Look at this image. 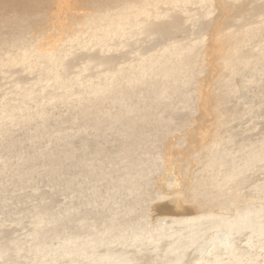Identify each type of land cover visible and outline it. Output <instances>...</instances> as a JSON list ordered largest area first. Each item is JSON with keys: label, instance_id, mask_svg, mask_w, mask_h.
I'll return each mask as SVG.
<instances>
[{"label": "rangeland", "instance_id": "rangeland-1", "mask_svg": "<svg viewBox=\"0 0 264 264\" xmlns=\"http://www.w3.org/2000/svg\"><path fill=\"white\" fill-rule=\"evenodd\" d=\"M189 1L178 2L176 5L159 2L153 8V11L163 16L153 20L147 19V23L149 21L153 24L159 23L158 27L169 26L173 19L176 24L164 36L158 38L157 34L149 35L143 32L148 25L143 24V29H140V26H135L131 29V34L109 40L108 42L112 46L109 49L93 45L91 38L88 37L93 32L89 26L96 17L105 14L104 10L94 11L95 13L80 11L76 14L70 11H62V14L61 11L52 10L37 12L31 16H17L10 12L7 14L0 12V19H2V23L0 22V111L8 109L10 105L22 103L24 105L20 94L23 90L32 87L33 98L25 105L27 112H37L40 108L45 112L44 118L32 119L31 123H27L28 125H13L7 120H3V122L0 120L1 243L15 238L21 240L24 246H28L29 236L33 230L32 215L39 209L63 212L70 207L78 206L77 212H74L72 217H65L68 220L67 228L64 230L66 235L75 227L77 219L91 216L94 208L88 205L89 208L80 209L81 206H79V203L85 199L93 197L91 191L85 189L88 183H91V177L87 176L89 166L100 162V160H103V166H106L109 158L114 162H119L122 150L128 141H134L132 142L133 147L129 146L132 152L129 155L135 158H149L150 162L147 165L151 168H148L145 184L140 187L142 189L140 196L136 199L133 196H127L128 199L122 201L128 205L134 204L135 214L143 212L147 217L146 221L151 225L157 223L156 221L161 217L169 221L173 217L195 215L206 211L224 212L229 215L234 208H241L244 205L253 203L254 205H264V160L253 162V165L250 163L248 168H244L234 180L228 182L229 184L226 183L224 191L228 198L221 197L219 204L213 206L207 205L208 198L204 201L209 189L201 185L207 173L210 172L203 171L202 166H199L203 165L209 158L208 155L210 156L215 151L213 146L210 148L212 150L209 149L215 140H219L220 147L228 153V160L224 166L226 171L230 170L231 164L235 163L234 166L237 164L240 166L243 163L242 158L250 149L248 147L255 145L256 140L259 139L257 141L259 144L264 141V0H208L201 3H196V0ZM107 13L113 14V11ZM89 14H91L90 17ZM139 18L143 19L144 15H140ZM84 20H86L85 24H83ZM155 28L157 27L155 26ZM50 44H53L57 56L62 58L66 64V68L60 67L57 71L62 77L70 80L69 92L72 95L68 99L69 102L54 99L52 103L46 104L44 107L45 103L42 102L43 97L39 95V89L45 83L36 82L37 78L41 76V69L38 68L37 63L11 65L6 61L9 58L18 60L26 50L27 54L33 57L36 53L34 50H44ZM165 46L178 50H182L181 47L183 49L184 47L193 48V52H197L191 54L194 60L191 67L176 74L179 81L184 84L183 86L177 85V90L174 94L169 93L171 98L167 101L156 103L150 96L153 91L151 85H142L134 89L126 87L124 97L135 106V111L138 113L134 114V111L133 114H128L129 117L135 118L136 115L144 113L140 110L142 103H146L148 108L146 114L148 113L147 115L151 117L149 121L148 119H146L147 121L145 119L138 120L137 124L134 120L133 129L129 128L127 131L135 138L132 136L133 138L130 137L131 140H129V136L125 138L121 132L117 135L120 124L113 127L107 117H102L99 122L97 120L95 126L92 125L91 121L94 119L92 115L95 114L92 111L95 108L92 109L85 101L78 100V103L74 96L81 90L78 89L79 85L88 81L97 84L103 80L101 76L109 75L113 71L122 70L125 73L130 66H135L143 55L159 56L158 54ZM230 46L234 51H237V54L247 55L250 58L252 63L247 69H239L241 66L237 63L228 66L224 64ZM166 53L168 54V52ZM104 57H110V60L112 58L111 66H98L97 62L99 63L100 59ZM49 80L46 84L48 91H52L54 94L61 93V90H57L53 86L56 81ZM111 88L107 92L113 99L101 103L98 108L114 113L117 107L111 105L116 101L115 97L118 95L116 89L112 88L111 90ZM19 90L21 91L18 92ZM147 94L152 99L149 98V103H147V98L143 99ZM138 98L144 102H141L142 100L138 102ZM183 100L186 102L183 103ZM166 104H169L170 107L165 108ZM84 107H87V111L83 109ZM84 125L87 129L80 133L79 129H82ZM91 125L93 128H90ZM138 131H146L148 134L150 131L151 134L137 138L135 134L137 135ZM79 133L82 135L80 136ZM84 139L87 141L83 142ZM259 144L255 145V149L259 148ZM251 149L254 148L251 147ZM8 154L14 155L11 161L4 166L5 168L1 167ZM31 154L35 155L30 156ZM239 154L244 155L241 157ZM17 155H22V158ZM70 156L73 157L70 158ZM51 157L53 158L51 159ZM233 157L237 158V162L234 160L233 163ZM76 158L77 160H75ZM152 159L155 161L152 162ZM63 161L65 162L63 163ZM254 164H256L255 169H253ZM121 165L116 166V169L119 167L116 172L118 175L122 173ZM195 167L200 168V171ZM256 167L260 169H256ZM154 169L156 170L154 171ZM29 171L33 172L29 179L24 177L25 175L18 178V173H29ZM198 171L199 173H197ZM200 175L203 176L200 177ZM103 182L105 183L104 180ZM103 182L99 181L94 185L96 184L97 189L103 190L105 185ZM77 183L84 190H82L83 194L79 195L76 192L79 188ZM214 190L216 189L214 188ZM200 191L203 198H201ZM228 193H232L234 197ZM123 195L125 194L123 193L121 196ZM254 195L255 197H253ZM124 197L126 198V195ZM242 203L244 205H241ZM140 205L141 207H138ZM179 208H189V210ZM89 209L91 211L87 212ZM80 214L81 216H79ZM57 226V232L63 230L62 226L59 224ZM243 234L238 236L237 244L244 247ZM208 247L209 243H205L202 249ZM195 255L196 253L193 254L194 257ZM193 256L189 253L185 264H189L188 260L194 259ZM140 257L139 264H147L150 259L156 260V256L147 251L141 253ZM30 260V256L21 254L15 259L12 257L6 258V260L0 259V264H31Z\"/></svg>", "mask_w": 264, "mask_h": 264}, {"label": "bare ground", "instance_id": "bare-ground-1", "mask_svg": "<svg viewBox=\"0 0 264 264\" xmlns=\"http://www.w3.org/2000/svg\"><path fill=\"white\" fill-rule=\"evenodd\" d=\"M203 1H208V0H196L195 2L201 3ZM159 2L165 4L174 3L176 5L178 2H190V1L189 0H0V12L3 14H7L10 12L17 16H25V15L31 16L32 14H35L37 12L52 11V10L61 11V12L70 11L73 12L74 14L80 11L94 12L98 10L99 11L104 10L105 14L103 13L104 14V15L102 14L103 16L96 17L93 23L91 24V26H89L90 29H93L92 30L93 32H91L88 37L91 38V42H93V45L100 46L101 48L104 47L109 49L112 48V46L108 42L109 40H112L113 38L117 39V38H121L122 36H127L126 34H131V29L135 26L138 27L140 26L139 28L143 29L142 25L148 24L144 29V31L143 30L142 31L148 33L149 35L157 34L158 38L167 34L171 30L173 25L176 26L173 19L171 21L172 23H170L169 26L164 25L162 27L160 26L158 27L159 23L153 24L150 21L149 23H147V19L153 20L155 18L163 16L162 14H158L157 12L153 11V8H155L157 6V3ZM108 11H113V14L107 13ZM90 15L91 14H89V17ZM140 15H144V18L140 19L139 18ZM1 20L2 19H0V22ZM83 22H84L83 24H85L86 20H84ZM155 26L157 28H155ZM181 48L182 50H178V49H174L173 47L165 46L164 48L161 49L162 51H160L161 53L158 54L159 56H153L152 54H147L145 56L143 55L140 61H138L135 66L133 67L130 66L128 68L129 69L127 70L129 71L128 73L127 71L124 73L122 70L118 72L113 71L111 73L106 72L107 74L109 73V75H103L104 77L101 76L103 80H100L99 83L97 84H92L90 81H88L87 83L85 82L81 83L78 88L81 90L75 93L74 96L77 98L78 103L79 101L80 102L85 101L88 106L92 107V109L95 108V110L92 111V113L95 112V114L92 115V117L94 118L91 121L92 125L95 126L97 120L99 122L102 117H107L109 119L108 120L109 123L112 124L113 127L114 125L120 124L119 129L117 130L119 132L115 131L117 132V135H119L121 132L125 138L129 136L128 139L131 140L134 137V135L129 134L127 130L129 128L133 129L134 126L132 125L134 120H136L135 122L137 124L138 120L145 119V121H147L146 119H148L149 121L151 117L150 115H147L148 113L146 114L147 112L146 110L148 109L146 103L145 104L142 103L141 106L142 109H140L144 112L143 114L136 115L137 117L135 118L129 117L130 115L128 114L134 112L136 108L134 105H132L131 103H129V101L126 100V97H124V93H126V89L127 88L134 89L142 85H149V86L151 85L150 87L153 88L152 89L153 91L150 94L151 98H153L156 103H159L160 101L163 100L167 101L169 98H171L169 93L174 94V92L178 88L177 85L183 86L184 84V82L179 81L178 77H176V74L185 70L186 68L191 67L194 61L192 59L193 56L191 54L197 52V51L193 52V48L191 49H188L186 47H184V49L183 47ZM231 49L232 47L230 49L228 48V50L230 51H228V54L224 59L225 61L224 64L228 66L229 64L237 63L241 66L239 69L241 68H242L241 70L247 69L250 63H252L249 60L250 58L247 55L245 56L243 54H239V53L237 54V51ZM34 51L36 53L35 55H33V57L28 55L26 50L21 54L18 60L9 58L6 61V63H9L11 65L17 63H22L26 65L37 63L38 68L41 69L42 77L40 76V78H37L36 82L45 83V85L40 87L39 89L40 90L39 95L43 97L42 102L45 103L44 107L46 106V104L52 103L54 99H58L59 101L67 100V102H69L68 99H70L69 97L72 95L69 92L70 80L65 78L64 76L62 77V75H60V72L57 71L58 68L60 67L62 69L66 68L65 67L66 64L64 63V61H62V58H59L57 56L56 54L57 51L54 50L53 44L48 45L46 48H44V50L36 49ZM166 52H168V54ZM105 57L103 59L101 58L99 63L97 62L98 66L108 67L112 63V58L110 60L109 59L110 57L109 58H105ZM252 67L254 68V66ZM49 79L56 81L53 86L56 87L57 90H61V93L54 94L52 91L51 92L48 91V89L46 88V84L50 81ZM111 87L113 89H116L117 92L116 94L118 95V96L116 95L117 97H115L116 101L113 102L111 105L113 107H115L116 105L117 107L114 113H110L107 109L105 110H103L102 108L101 110L99 109L101 103H104L108 99H113L112 96L109 94V92H107L110 91L109 88ZM20 91L21 90H19L18 92ZM31 91H33V89L32 87H29L27 88V90H23L22 93L20 94L21 95L20 97L23 100L24 105L23 103L20 105H10L8 109H2L0 111V120H2V122L3 120L4 121L7 120L9 123H12L13 125L21 124L20 126H22V125H26L28 122L31 123L30 120L32 119L35 120V118L38 117L44 118L43 116L45 115V112L43 109L40 108V110H38L37 112L30 113L27 112V109L25 108L26 103L29 100H32L33 98ZM150 96L149 94H147L143 99L147 98L146 99L148 100L147 103H149ZM140 100L142 99L138 98V102H140ZM183 101H184L183 103L186 102V100ZM141 102L144 101L142 100ZM169 107H170L169 104L165 105V108H169ZM75 109L73 110V112L75 111ZM83 109L86 110L87 107H84ZM135 113L137 112L135 111L134 114ZM92 125L90 126V128H93ZM141 127L143 128V126ZM86 129L87 127H85L84 125L82 129H79V131L80 133L81 132L83 133ZM148 132L149 134H151L150 131ZM149 134L146 133V131L145 132L138 131V134L137 135L135 134V136L138 138L139 136L142 137L145 135L147 136ZM81 135L82 134H80V136ZM258 140H256L255 145L259 144V142L257 143ZM85 141L87 140L84 139L83 142ZM132 142L134 141L131 142L128 141L127 144L124 143L125 146L124 149L122 150L119 162L118 161L114 162L109 158V160L107 161L108 164H106V166H103V160H100V162L98 161V163L89 166L88 174L87 173L86 174L87 176L89 175L91 177L90 178L91 183H88L87 187L85 185L86 188L85 187L84 188L91 191V195L93 197L90 196V198L85 199L82 203H79L80 204L79 206H81L80 209L85 208L88 205L94 208V210H92L93 212H91L92 213L91 216L89 215L88 217L86 216L77 219L74 225L75 227H73L71 232L67 233L66 235L64 234V230L65 228H67L66 224L68 220H66L65 217L66 218L67 216L72 217L73 213L77 212L76 210L79 208L78 206L70 207L63 212H56L54 210H49V209L47 211L45 210L42 211L41 209L36 210L32 215L31 223L33 224V230L31 231L29 236L30 242L28 246H24L21 240L15 238L5 243L0 242L1 243L0 259L6 260V258H11V257L15 259V257H18L21 254L23 255L26 254V256L31 257L30 260L31 264H59V263L139 264L138 261L141 260L140 257L141 253L147 251L153 253L156 256V260L150 259V261L147 264H185L186 263L185 259L188 257L189 253L192 254V256L193 254L196 253L195 257L193 256L194 259L191 258L188 260L189 264H264V205L261 204L254 205L253 203L245 206L242 203L241 205H244V207L234 208L229 215H226L224 212L206 211L195 215H186L177 218L173 217V219L170 218L171 220L169 221L166 218L163 219L161 217L162 219L160 218L158 221H156L157 223H155L154 225H151V223L149 224L146 221L147 217L143 214V212L135 214L134 212L135 207L133 206L134 204L128 205V203L125 204L124 202L126 201V199H128L127 196H133L135 197V199L138 198V196H140V193H142L141 192L142 189L140 187L145 184V180L148 177V172L151 167L147 165V163L150 162L149 158L147 159L146 158L144 159L142 157L135 158L129 155L130 153H132L129 147L131 145H132L131 147H133ZM220 145L221 144L219 140H215L209 146V149L213 146L215 151H213L212 154H210V156L208 155L209 153L207 152L209 158L207 159L206 162H204L203 165H199L202 166L203 171H207L211 173V174L209 173L210 175L207 173L206 177L204 176L205 178L201 182V185H204L207 189H209L207 197L204 198V201L206 200V198H208L207 205L210 204L212 206L217 203L219 204L221 197L228 198V196H226V193L224 191V187L227 186L226 183L229 184L228 182L234 180L235 177H237L240 173H242L244 168L245 169L248 168L250 163L252 164L253 162H259L264 160V141H263V143L260 142V144L258 145L259 148L257 149H255L254 144L248 147L250 149L247 148L248 153L244 158H242L243 163L240 164V166H238L239 164H237V166H234L235 165L234 160H236L237 162V158L233 157L234 159L232 161L234 164H231L232 166L230 167V170L226 171L224 166L226 165V160H228L227 159L228 153L225 149H222ZM251 147H253L254 149H251ZM74 154L75 152L73 153V156ZM13 155L14 154H8L3 160L1 167H4L6 164H8V162L11 161ZM22 155H17V157L21 156L22 158ZM32 155L33 154H31L30 156ZM43 155L44 154H42V156ZM243 155H241V157H243ZM73 156H70V158ZM52 158L53 157H51V159ZM153 159L151 160L152 162L155 161ZM75 160H77V158ZM203 160L205 159L203 158ZM232 161L230 163H232ZM64 162L65 161H63V163ZM118 164L121 165L120 170H122V173L120 175L116 173L119 169V167H117L118 169H116V166ZM255 165L256 164H254L253 169H255ZM259 166H261V164ZM195 168L198 169V167ZM257 168L260 169L259 167H256V169ZM155 170L156 169H154V171ZM198 170L200 171V168ZM199 171L197 173H199ZM32 173L33 172L30 171L29 173L27 172L18 173V178H21L22 176L25 175L24 177L29 179ZM60 173L63 172L60 171ZM201 176L203 175H200V177ZM60 177L62 178V176ZM103 180L105 181V183L103 182ZM99 181H102L105 184L103 186V190L97 189V187L95 186L96 184L94 185V183H97ZM244 182L246 181L244 180ZM78 186L79 188L76 192H78L79 195L83 194L82 192L84 190L80 187L79 184ZM214 188L216 190H214ZM123 193L126 195V198L124 197L125 195L121 196ZM229 195L233 196L232 193H230ZM231 196H229V198L234 199L233 198L234 196L233 197ZM253 197H255V195ZM193 198L194 197H192V199ZM201 198H203L202 192H201ZM122 200L125 201L123 202ZM193 200H195V198ZM138 207H141V205ZM184 209L189 210V208H184ZM88 211L91 210L89 209L87 210V212ZM79 216H81V214ZM58 224L62 226L61 228H63V230L60 232H57L56 227H58L57 226ZM242 234L244 235V240H245L244 247L242 244H241L242 246L238 245L239 243L237 244V238ZM205 243H209V247L202 249V246Z\"/></svg>", "mask_w": 264, "mask_h": 264}]
</instances>
